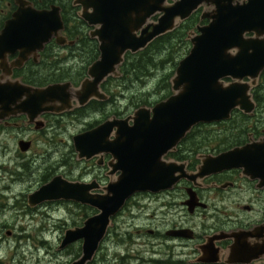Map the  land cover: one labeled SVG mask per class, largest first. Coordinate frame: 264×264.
I'll return each instance as SVG.
<instances>
[{"label": "water", "instance_id": "1", "mask_svg": "<svg viewBox=\"0 0 264 264\" xmlns=\"http://www.w3.org/2000/svg\"><path fill=\"white\" fill-rule=\"evenodd\" d=\"M16 2L19 9L0 38L2 50L28 55L43 50L53 38L60 46L72 44L60 35L64 31L60 7L39 11L25 0ZM73 4L81 7L79 17L93 28L90 37L99 43V60L77 89L71 83L40 90L16 83L15 112L62 114L74 108V101L83 107L90 100H106L100 85L111 76L119 77L118 69L127 53L145 50L200 7L206 8L201 19L210 21L198 27V34H192V50L172 80V97L152 110L140 109L132 117L108 121L75 137L81 159L104 150L118 161L114 173L120 171L121 175L105 194L91 195L90 187L56 178L29 197L33 208L46 202L69 201L99 211L82 228L66 231L59 248L65 250L81 241L82 255L71 264H90L112 219L127 200L135 193L170 189L181 179L175 173L182 167L165 163L162 158L188 132L200 124L228 121L235 110L254 113L252 90L264 71V0H75ZM156 16L158 20L153 21ZM226 79L232 82L226 83ZM23 97L27 98L24 104H18ZM114 128L118 129L116 140L109 142ZM248 151L236 149L212 161L220 169L226 161L235 167Z\"/></svg>", "mask_w": 264, "mask_h": 264}, {"label": "flooded vegetation", "instance_id": "2", "mask_svg": "<svg viewBox=\"0 0 264 264\" xmlns=\"http://www.w3.org/2000/svg\"><path fill=\"white\" fill-rule=\"evenodd\" d=\"M18 9L16 0H0V38ZM2 46L0 42V183L3 184L5 172L9 182L0 188V212L15 200L11 197L15 184L27 182L25 178L35 174L39 181L29 197L56 178L90 187L91 195L105 194L106 188L121 175L120 171L114 173L118 161L104 150H98L91 158L81 159L74 139L109 120H122L130 116V112L116 114L120 108L109 111L107 107L115 105L112 96L107 101L90 100L83 107L59 115L15 112L16 83L34 90L45 89L53 84V79L66 75L69 61L74 60L72 63L82 66L88 60L70 58V54L78 51H69L67 46H59L56 41L28 55H22L19 50L15 53L2 50ZM78 50L87 52L86 48ZM91 65L86 67L79 85L73 84L75 87L87 79ZM26 99L23 97L17 103L24 104ZM254 99L257 107L251 116L234 113L251 123L247 130L240 129L238 137L195 139L198 127L163 156V162L182 167L175 173V177L181 179L170 189L135 193L127 200L112 219L114 226L92 264H96L110 238L116 249L112 256L102 255V264H131L129 260H136V264H264V91H255ZM96 116L102 120L90 123ZM71 122H80L81 129L70 139L60 137ZM213 126L217 125L209 127ZM117 131L114 128L109 142L116 140ZM66 148H71L70 153ZM236 149L249 150L245 158H240L239 165L233 167L231 161H226L220 169L212 161ZM20 159H27L29 163L15 165V160ZM11 168L15 169L11 171ZM67 203L90 210L91 217L99 214L97 209L75 202L44 204ZM39 206L32 208L28 203L30 209ZM136 206L139 212H149L152 216L144 218L146 223L136 228V233L117 234L116 222ZM85 222L75 228H82ZM125 243L130 244L120 248ZM131 248L134 250L130 251Z\"/></svg>", "mask_w": 264, "mask_h": 264}, {"label": "rangeland", "instance_id": "3", "mask_svg": "<svg viewBox=\"0 0 264 264\" xmlns=\"http://www.w3.org/2000/svg\"><path fill=\"white\" fill-rule=\"evenodd\" d=\"M179 42V40H176L164 44L162 47L165 51L161 53L164 58V60H162L163 64L161 61L159 63L160 65H164V67L155 69L151 77L146 78L143 81L135 82L134 86L131 88V99L128 100L124 97L117 98L115 105L112 104L113 107L111 105L107 107L109 111L120 108V111H122L123 114H128L135 110L134 106H131L132 100L133 102L141 101L140 99L138 100V98L147 95L148 93L146 91L154 90L151 92L152 94L156 97L157 95H160L162 91V88L160 91L158 90L159 84H161L160 80L163 78V81H166V77L173 71L175 63L188 49L186 45L179 46ZM146 61L148 63L147 68L150 70L157 67L155 60L149 63L147 57ZM110 89L111 92H113V95L117 97L121 90L125 88L117 83L112 84ZM100 115L102 117L104 116L103 114ZM98 120H102V118L96 116L90 121V123ZM244 121L245 120L240 116H236L232 122L227 124L213 127H201L197 130L194 138L228 139L238 137L241 132L240 129L246 130L248 126L251 125V123ZM81 127L82 125L80 122H75L73 124L71 122L66 125V129L63 130V134L60 135V137L70 139L71 136L75 135L81 129ZM66 150L67 153H70L71 148H66ZM20 160L21 161L15 160V165L20 162L29 163L27 159ZM14 169L15 168H13V170ZM13 170L11 168V171ZM25 171L23 170V172L27 174ZM75 173L77 174L78 172ZM37 175L38 174H35V176H32L31 178L27 176L25 178L27 182L23 181L15 184L11 196L15 200L11 201L8 208H5L0 212V264H71L81 255L80 241L74 243L66 250L62 251L59 248L65 237V232L69 229L75 228V226L83 224L88 217H91V211L83 210L74 204L72 205L69 203L60 205L44 204L38 208L30 209L28 207V195L36 188L35 184L39 181ZM8 182L9 176L5 172L3 173V184L0 183V188L5 187ZM32 185L33 187L31 188ZM138 210L139 208L137 206L134 207V211L127 212L116 222L117 234L136 233V228L146 223L144 218H150L152 216L149 212L143 213ZM113 226L114 222L111 228H113ZM9 232L12 235H8ZM129 244L130 243H125V245H121L120 248H124V246L126 247ZM115 249L116 245L113 244L112 239H108L96 259V264H102V255L107 253L111 256L114 255ZM132 250L134 249L131 248L130 251ZM129 263L136 264V260H129Z\"/></svg>", "mask_w": 264, "mask_h": 264}, {"label": "trees", "instance_id": "4", "mask_svg": "<svg viewBox=\"0 0 264 264\" xmlns=\"http://www.w3.org/2000/svg\"><path fill=\"white\" fill-rule=\"evenodd\" d=\"M31 1L34 6L38 9H47L50 8L52 5H58L61 7L62 10V17L65 22V34L68 36L69 40L77 41L78 46L74 47H67L69 51L76 50L73 54H70V58H75V60H88L82 66L75 65V63H70L68 65L66 75L64 77H59L57 79H53L54 83H61L65 81H71L74 84H79L82 78L85 76L87 68L91 65L94 61L99 58V51H98V43L96 40H92L89 36L90 28L87 24L79 18V7H74L73 2L74 0H29ZM200 23V15H194L189 21L182 24L177 30L172 33H169L163 37L158 38L155 40L147 49L141 51L135 55L128 54L126 56L125 63L120 67V72L122 74L121 79H112L110 82L105 84L104 88L107 92L110 91V86L112 82L121 84L125 89H123L124 94H128L130 96L131 88L134 86L135 82L143 81L146 78L152 76L153 71L155 69H159L164 67V65H160V61L163 64L164 58L161 54L163 51V45L170 41L179 40V46L186 45L187 51L185 54H182L178 61L175 63L173 71L171 74L169 73L166 77V86L163 78L160 80L161 84H159V91L162 88L160 95L157 97L152 94L151 92L154 91H146L148 94L141 96L142 98H138L141 101L133 102L131 106L136 108H140L142 106L152 107L157 102L162 101L169 96H171V80L175 75L176 69L178 67L179 62L189 53L191 48L190 41L188 40L189 32L196 28V26ZM86 48L87 52H80L78 49ZM148 57V62L151 63L155 60L156 68L150 70L147 68L148 63L146 61ZM150 70V71H149ZM264 78V73H263ZM133 94V93H132ZM131 99V97H130ZM261 104V103H260ZM236 117V116H235ZM242 118V117H241ZM244 120V118H243ZM247 130V129H246Z\"/></svg>", "mask_w": 264, "mask_h": 264}]
</instances>
